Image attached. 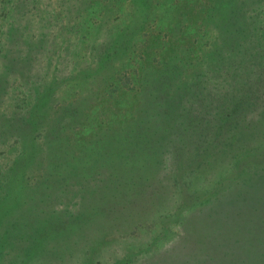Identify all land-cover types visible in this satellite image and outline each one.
Wrapping results in <instances>:
<instances>
[{"label": "rangeland", "instance_id": "1", "mask_svg": "<svg viewBox=\"0 0 264 264\" xmlns=\"http://www.w3.org/2000/svg\"><path fill=\"white\" fill-rule=\"evenodd\" d=\"M2 253L264 264V0H0Z\"/></svg>", "mask_w": 264, "mask_h": 264}, {"label": "trees", "instance_id": "2", "mask_svg": "<svg viewBox=\"0 0 264 264\" xmlns=\"http://www.w3.org/2000/svg\"><path fill=\"white\" fill-rule=\"evenodd\" d=\"M242 16H244V17H246V18H249V16L245 13V12H243L242 13ZM236 36H239V33H238V35L236 34ZM244 37V36H243ZM232 45L233 46H238L239 44H238V42L237 41H235V39H232ZM98 66H100V68H102L103 67V65L102 64H99L98 63ZM103 82H104V80H103ZM105 83V82H104ZM189 205H193V203L192 202H189ZM7 240V239H6ZM5 240V243L6 244H9V242L8 241H6ZM0 259H4V253H2V255L0 254ZM11 261V260H10ZM15 262V261H14ZM12 263V262H11ZM17 264V263H16Z\"/></svg>", "mask_w": 264, "mask_h": 264}]
</instances>
